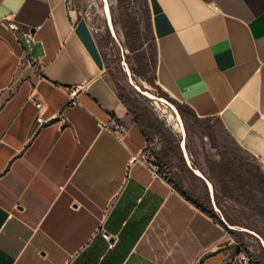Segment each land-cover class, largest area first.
I'll use <instances>...</instances> for the list:
<instances>
[{"label":"crops","instance_id":"1","mask_svg":"<svg viewBox=\"0 0 264 264\" xmlns=\"http://www.w3.org/2000/svg\"><path fill=\"white\" fill-rule=\"evenodd\" d=\"M148 6L158 84L217 118L264 169V0ZM0 20L37 40L28 51L0 23V264H246L226 229L151 169L147 138L68 0H0ZM36 101L45 120H63L40 126ZM111 115L127 127L121 140L100 130Z\"/></svg>","mask_w":264,"mask_h":264},{"label":"rangeland","instance_id":"2","mask_svg":"<svg viewBox=\"0 0 264 264\" xmlns=\"http://www.w3.org/2000/svg\"><path fill=\"white\" fill-rule=\"evenodd\" d=\"M68 4L98 44L107 80L142 119L147 132L145 156L190 197L212 206L234 232L226 230L235 250L241 248L264 264V169L217 118L189 112L182 117L183 104L158 84L148 0H68ZM169 105L179 113L180 125ZM160 153L165 157L158 159Z\"/></svg>","mask_w":264,"mask_h":264},{"label":"built area","instance_id":"3","mask_svg":"<svg viewBox=\"0 0 264 264\" xmlns=\"http://www.w3.org/2000/svg\"><path fill=\"white\" fill-rule=\"evenodd\" d=\"M0 23L9 31L11 36L19 43H24L27 46L28 51H31V47L34 43H36V32L34 29L30 28H23L21 25L14 21V20H8V21H3L0 20ZM67 94L69 97V101L67 105H77L79 101L77 100V95L80 90L79 86H71L68 87L67 89ZM36 108L40 111L38 117H37V123L40 126H44L49 124L55 119H61L63 120L61 112L59 114L53 115L50 119L45 120L42 115V111L44 109V105L41 101H36L35 102ZM98 124L100 127V130H106L110 131L114 135H116L120 140L124 137V135L127 132V127L116 117V116H109L107 119H98ZM146 161H148L151 169L156 172L159 171V166L148 159L146 156ZM132 161L129 162L127 170L129 171L131 167ZM96 232L101 233L102 237L108 241L113 239V236H111L104 228L103 224L101 225L100 229L96 230ZM238 252L242 254L241 259L243 263H250L249 258L247 254L241 249H238Z\"/></svg>","mask_w":264,"mask_h":264},{"label":"trees","instance_id":"4","mask_svg":"<svg viewBox=\"0 0 264 264\" xmlns=\"http://www.w3.org/2000/svg\"><path fill=\"white\" fill-rule=\"evenodd\" d=\"M151 30H152V25H151ZM152 34H153V30H152ZM154 38V35H153ZM154 42H155V51H156V55H157V47H156V41L154 38ZM157 77V76H156ZM118 93V92H117ZM118 96L120 98V100L122 101V103L124 104V106L128 109L129 113L132 115L133 120L138 124V126L140 127L142 133L144 134V136L147 138V132L146 129L144 127V123L142 121V119L137 115V113L132 109L130 103H129V99H126L122 94L118 93ZM180 114L182 117H184L186 115L187 112H189L190 114H192L193 116H196V114L188 107L185 105L180 106L179 108ZM165 157L164 153H160L157 155L158 159H161ZM157 164V163H156ZM158 165V164H157ZM159 166V165H158ZM159 170L161 171V167L159 166ZM163 172V171H161ZM166 175V174H165ZM166 177L168 178V180L173 184V186L189 201H191L194 205H196L200 210H202L204 213L208 214L210 217H212L214 220H216L219 224H221L228 232L230 233H234L233 231L229 230L224 223L222 222V220L220 219V217L215 213V211L213 210L212 206L208 203H200L198 200L193 199L192 197H190V195L183 189V187L177 183L176 181H174V179L168 175H166ZM246 253V252H245ZM247 254V253H246ZM249 261L256 263V264H260L258 261H255L254 257L250 254L248 255Z\"/></svg>","mask_w":264,"mask_h":264},{"label":"bare ground","instance_id":"5","mask_svg":"<svg viewBox=\"0 0 264 264\" xmlns=\"http://www.w3.org/2000/svg\"><path fill=\"white\" fill-rule=\"evenodd\" d=\"M176 113H177V118H178V124L180 125L181 124V117L179 115V113L177 112L176 108L173 106V105H169ZM177 124V125H178ZM179 127V126H178ZM177 128V127H176ZM179 129V128H178ZM177 130V129H176ZM184 145V144H183ZM200 174V173H199Z\"/></svg>","mask_w":264,"mask_h":264},{"label":"water","instance_id":"6","mask_svg":"<svg viewBox=\"0 0 264 264\" xmlns=\"http://www.w3.org/2000/svg\"><path fill=\"white\" fill-rule=\"evenodd\" d=\"M197 174V173H196ZM199 176H201V175H199Z\"/></svg>","mask_w":264,"mask_h":264}]
</instances>
